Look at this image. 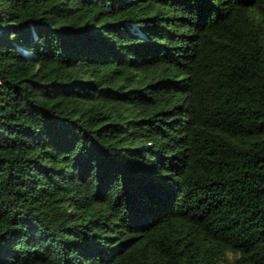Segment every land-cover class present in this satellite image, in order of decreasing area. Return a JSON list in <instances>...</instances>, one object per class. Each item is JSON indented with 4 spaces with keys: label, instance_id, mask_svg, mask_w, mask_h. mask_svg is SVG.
Segmentation results:
<instances>
[{
    "label": "trees",
    "instance_id": "obj_1",
    "mask_svg": "<svg viewBox=\"0 0 264 264\" xmlns=\"http://www.w3.org/2000/svg\"><path fill=\"white\" fill-rule=\"evenodd\" d=\"M0 18V264H264V0Z\"/></svg>",
    "mask_w": 264,
    "mask_h": 264
},
{
    "label": "rangeland",
    "instance_id": "obj_2",
    "mask_svg": "<svg viewBox=\"0 0 264 264\" xmlns=\"http://www.w3.org/2000/svg\"><path fill=\"white\" fill-rule=\"evenodd\" d=\"M0 20H1V18H0Z\"/></svg>",
    "mask_w": 264,
    "mask_h": 264
}]
</instances>
